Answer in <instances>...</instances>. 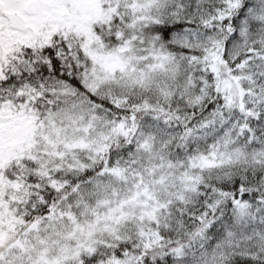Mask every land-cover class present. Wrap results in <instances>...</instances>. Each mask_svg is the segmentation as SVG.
Wrapping results in <instances>:
<instances>
[{
  "label": "snow or ice",
  "instance_id": "snow-or-ice-1",
  "mask_svg": "<svg viewBox=\"0 0 264 264\" xmlns=\"http://www.w3.org/2000/svg\"><path fill=\"white\" fill-rule=\"evenodd\" d=\"M0 264H264V0H0Z\"/></svg>",
  "mask_w": 264,
  "mask_h": 264
}]
</instances>
